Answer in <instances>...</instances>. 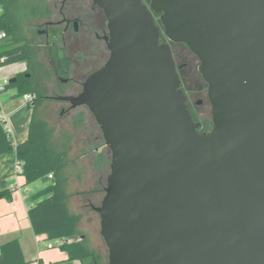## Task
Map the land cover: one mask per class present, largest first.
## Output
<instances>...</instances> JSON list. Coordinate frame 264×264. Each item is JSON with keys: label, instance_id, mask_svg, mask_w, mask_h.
<instances>
[{"label": "water", "instance_id": "water-1", "mask_svg": "<svg viewBox=\"0 0 264 264\" xmlns=\"http://www.w3.org/2000/svg\"><path fill=\"white\" fill-rule=\"evenodd\" d=\"M93 2L110 58L56 99L86 105L111 150L92 207L108 264H264V0ZM155 13L200 59L209 132L188 111Z\"/></svg>", "mask_w": 264, "mask_h": 264}, {"label": "trees", "instance_id": "trees-1", "mask_svg": "<svg viewBox=\"0 0 264 264\" xmlns=\"http://www.w3.org/2000/svg\"><path fill=\"white\" fill-rule=\"evenodd\" d=\"M0 8V30L6 31V41L15 43L6 45V41L3 42L1 54L5 56V60L0 65L21 61L27 63L26 70L14 74L12 78L16 81L10 82L7 87L10 89L17 86L21 96L26 93L36 94V100L30 106L33 112L29 135L25 141L16 144L0 123V155L15 149L17 159L22 162L21 174L25 176L26 184L37 180L46 182L42 189L28 196V200L32 202L28 208V216L34 232L38 235L45 234L49 240L65 239L61 248L67 252L69 260H81L86 264H105L101 256L86 245L84 239H78V224L82 215L73 212L69 205L68 168L72 164L69 159V137L65 136V140H53L54 128L46 118L38 116L39 107L46 97L44 87L36 76L38 70L44 67V63L39 59V49L26 38L22 19L28 11L36 17H48L50 9L45 0H0ZM48 57L52 62V70L54 66L64 62L56 44L48 50ZM60 73L66 75L64 71ZM2 197L12 200L11 190L0 191V198ZM0 264H30L24 257L18 239L0 246Z\"/></svg>", "mask_w": 264, "mask_h": 264}, {"label": "flooded vegetation", "instance_id": "flooded-vegetation-1", "mask_svg": "<svg viewBox=\"0 0 264 264\" xmlns=\"http://www.w3.org/2000/svg\"><path fill=\"white\" fill-rule=\"evenodd\" d=\"M142 1L150 7L152 0ZM48 4L52 13L43 25H40L44 28L38 29V33L47 37L48 50L55 44L51 39L60 37L62 44L57 46V49L60 56L64 57V62L57 67L53 65L55 94H45V97L61 103L58 109L63 114L87 107H73L71 101L59 100L56 97L77 96L82 91L87 77L108 61L111 54L108 47L110 31L104 10L93 0H50ZM154 17L161 28L160 43H168L171 47L180 78V89L186 97L188 111L192 119L200 123L197 130L200 133L209 132L212 130L209 127H213V106L208 83L199 70L200 59L185 43L170 41L164 34L160 14L155 13ZM63 71L66 75L60 73Z\"/></svg>", "mask_w": 264, "mask_h": 264}, {"label": "rangeland", "instance_id": "rangeland-1", "mask_svg": "<svg viewBox=\"0 0 264 264\" xmlns=\"http://www.w3.org/2000/svg\"><path fill=\"white\" fill-rule=\"evenodd\" d=\"M49 1L46 0L47 4ZM50 13H52V9ZM47 18L49 16L36 17L28 11L22 21L26 38L39 49V59L44 63V67L37 72V80L44 87L45 94L54 95L56 80L53 77V70L50 68L51 61L46 48L48 39L44 34L38 33V29L44 28L40 25H43ZM51 41H54L56 46L62 44L60 37L51 39ZM6 45H15V43L8 40ZM13 68H11V64L0 65V79L2 77L11 79L14 74H9V71ZM0 97L3 103L15 101L18 104H22V96L18 94L17 86H13L1 93ZM59 106H61V103L45 99L39 107L38 116L46 118L54 128L53 140H65V136L69 137V159L72 163L68 168L69 205L73 212L82 215L78 239L85 234L84 241L86 245L101 256L103 263L108 264L109 250L101 235L100 215L92 207L99 206L105 195L107 177L111 172V150L105 143L99 124L87 107H81L72 112H64L62 114L58 109ZM13 118L15 119V117ZM44 184L46 182L41 180L27 184L29 197L35 193L38 186ZM27 204L31 206L32 202L28 200ZM46 242L48 241L46 240Z\"/></svg>", "mask_w": 264, "mask_h": 264}, {"label": "crops", "instance_id": "crops-1", "mask_svg": "<svg viewBox=\"0 0 264 264\" xmlns=\"http://www.w3.org/2000/svg\"><path fill=\"white\" fill-rule=\"evenodd\" d=\"M26 66V61L11 64V68H14L9 71V74L23 71ZM0 105L2 112L8 116L12 140L16 144L25 141L29 135L33 109L24 102L23 96L22 104L15 101L3 103L0 97ZM17 161L15 149L0 155V191L11 190L12 184L17 186L15 190H11L12 200L5 197L0 198V246L13 239H18L24 257L30 264H86L81 260H69L67 252L57 245L56 240H49L45 234L38 235L34 232L28 216L29 188L26 187L25 176L16 173ZM45 185L38 186L35 192ZM78 228H80V223ZM84 238L85 234L81 235L79 240Z\"/></svg>", "mask_w": 264, "mask_h": 264}, {"label": "built area", "instance_id": "built-area-1", "mask_svg": "<svg viewBox=\"0 0 264 264\" xmlns=\"http://www.w3.org/2000/svg\"><path fill=\"white\" fill-rule=\"evenodd\" d=\"M7 39H8V35L6 31L0 30V63L5 60V56H2L1 50H2L3 42H5ZM9 83H10V79L8 77H2V79H0V94L8 90L7 86ZM23 100L27 105L31 106L34 104L36 100V94L26 93L23 95ZM0 123L10 133V124H9L8 116L4 112H2L1 105H0ZM22 171H23L22 162L18 160L16 163V173L21 174ZM49 177L51 178L52 175L50 174ZM10 188L11 190H15L17 186L16 184H12ZM65 241H66L65 239H58L56 240V243L57 245L62 246L65 243Z\"/></svg>", "mask_w": 264, "mask_h": 264}]
</instances>
